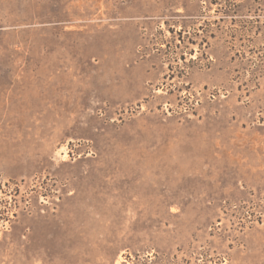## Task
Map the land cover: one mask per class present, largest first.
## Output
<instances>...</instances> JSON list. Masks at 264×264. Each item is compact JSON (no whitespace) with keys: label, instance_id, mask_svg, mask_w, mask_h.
I'll return each instance as SVG.
<instances>
[{"label":"rangeland","instance_id":"obj_1","mask_svg":"<svg viewBox=\"0 0 264 264\" xmlns=\"http://www.w3.org/2000/svg\"><path fill=\"white\" fill-rule=\"evenodd\" d=\"M0 264H264V0H0Z\"/></svg>","mask_w":264,"mask_h":264}]
</instances>
